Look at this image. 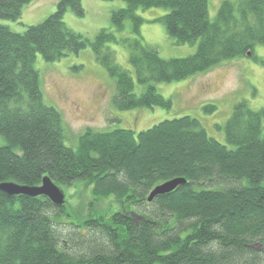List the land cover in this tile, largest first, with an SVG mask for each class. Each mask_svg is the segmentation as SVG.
I'll use <instances>...</instances> for the list:
<instances>
[{
	"label": "trees",
	"instance_id": "trees-1",
	"mask_svg": "<svg viewBox=\"0 0 264 264\" xmlns=\"http://www.w3.org/2000/svg\"><path fill=\"white\" fill-rule=\"evenodd\" d=\"M33 1L0 0V21L19 22ZM119 1L125 7L110 12L113 31L102 29L93 41L63 21L68 11L84 17L81 0H59L53 14L22 33L0 24V185L38 187L47 177L60 189L81 185L90 200L68 209L66 201L55 207L45 197L0 191V264H264V110L237 103L223 127L225 144L182 117L138 134L87 129L69 147L34 68L37 55L55 63L89 47L114 81L115 111L169 110L154 84L236 59L260 61L254 49L264 48V0H225L213 20L208 0ZM154 9L168 12L155 22L174 45L196 46L192 56L164 60L144 44L136 13ZM125 22L133 37L117 38ZM108 45L127 51L132 74L114 63ZM135 84L143 89L138 96ZM174 179L185 183L147 201Z\"/></svg>",
	"mask_w": 264,
	"mask_h": 264
},
{
	"label": "rangeland",
	"instance_id": "rangeland-1",
	"mask_svg": "<svg viewBox=\"0 0 264 264\" xmlns=\"http://www.w3.org/2000/svg\"><path fill=\"white\" fill-rule=\"evenodd\" d=\"M223 1L225 0H208L210 20L215 18ZM58 2L59 0H34L24 7L19 22L0 21V24L13 32L22 33L27 27L38 25L53 14ZM81 5L85 12L83 18L68 11L63 21L69 30L81 34L89 41H93L100 30H111L110 12L125 7L119 0L110 3L81 0ZM167 13L162 9L137 11L136 15L144 20L139 31L144 44L154 48L164 60L192 56L196 52V46L174 45L163 25L155 22ZM114 34L117 38H132L130 23L125 22L123 31ZM107 48L113 52L114 63L132 74L127 63V51L115 45H108ZM254 55L259 62L247 57L236 59L182 82L154 84L157 93L171 101L169 110L153 108L115 111L111 106L115 94L114 81L95 61L89 47L77 55L68 54L55 63L44 62L37 55L34 68L40 77L43 103L62 116L66 146L75 147L76 139L87 129L97 132L124 129L138 134L160 122L182 117L196 119L210 138L225 144L223 127L237 103L245 101L254 111L264 110V64L261 65L264 63V48L255 47ZM135 88V94L140 95L143 89L136 84ZM208 106L215 107L216 110L206 113L204 108ZM262 126L264 129V119ZM2 144L4 141L0 138V145ZM62 190L68 209H75L79 202H90L89 192L81 185Z\"/></svg>",
	"mask_w": 264,
	"mask_h": 264
},
{
	"label": "water",
	"instance_id": "water-1",
	"mask_svg": "<svg viewBox=\"0 0 264 264\" xmlns=\"http://www.w3.org/2000/svg\"><path fill=\"white\" fill-rule=\"evenodd\" d=\"M183 179H174L155 187L147 197L151 202L154 198L166 195L177 186L183 185ZM0 191L9 197L25 196L29 198L45 197L55 207H62L65 203V194L62 189L55 185L49 178L45 177L38 187L21 186L14 183H4L0 185Z\"/></svg>",
	"mask_w": 264,
	"mask_h": 264
}]
</instances>
